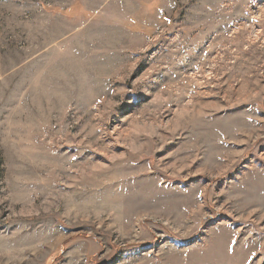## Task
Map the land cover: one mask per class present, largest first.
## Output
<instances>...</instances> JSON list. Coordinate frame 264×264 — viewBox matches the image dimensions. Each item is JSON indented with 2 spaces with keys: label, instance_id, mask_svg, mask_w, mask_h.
<instances>
[{
  "label": "rangeland",
  "instance_id": "374dc122",
  "mask_svg": "<svg viewBox=\"0 0 264 264\" xmlns=\"http://www.w3.org/2000/svg\"><path fill=\"white\" fill-rule=\"evenodd\" d=\"M0 264H264V0H0Z\"/></svg>",
  "mask_w": 264,
  "mask_h": 264
},
{
  "label": "trees",
  "instance_id": "16d2710c",
  "mask_svg": "<svg viewBox=\"0 0 264 264\" xmlns=\"http://www.w3.org/2000/svg\"><path fill=\"white\" fill-rule=\"evenodd\" d=\"M64 243H62L61 244V246L59 247V249H58V255H56V254H52V255H50V257H49V259H51L50 261H52V260H54V259H56L57 258V256H59L60 255V252L62 251V248L64 247Z\"/></svg>",
  "mask_w": 264,
  "mask_h": 264
}]
</instances>
